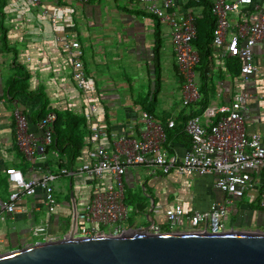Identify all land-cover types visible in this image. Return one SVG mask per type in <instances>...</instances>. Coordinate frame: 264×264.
Listing matches in <instances>:
<instances>
[{
    "label": "crops",
    "instance_id": "obj_1",
    "mask_svg": "<svg viewBox=\"0 0 264 264\" xmlns=\"http://www.w3.org/2000/svg\"><path fill=\"white\" fill-rule=\"evenodd\" d=\"M176 3V11L189 12L194 18L201 19L200 7L193 6L189 0H177ZM40 5L41 0L35 7ZM55 7V13H51L58 17L59 25L55 27L51 26L48 19L41 18L42 23L36 22L28 4L25 3L22 10L19 0H4V6L0 9V100H3L0 105V198L9 190L5 169H17L27 178L36 179L39 176L37 163L34 160L26 161L16 148L11 117L13 106H18L24 111L28 119V130L34 135H39L35 127L37 120L34 113L42 103V95L47 99L49 109H68L74 114H85L71 80L70 67L54 41L55 36L76 39L86 51L85 60L82 61L86 78L103 99L100 105L104 111L106 138L100 143L106 147L110 144L109 137L112 133L120 132L124 127L138 128L136 115L142 111L136 104L138 96H144L143 87L149 89L152 84L153 23L148 17L129 12L131 9L139 10L138 5L134 6L131 0H91L87 5L80 6L71 0H64L55 2ZM125 8L127 10H124ZM126 18L132 21H126ZM160 26V89L152 115L163 126L168 119H172L177 128L182 127L187 117L200 114L197 113L199 105L196 102L184 107L180 103L179 79L170 31L166 25L160 23ZM58 27L61 29L59 33L62 34L56 31L55 28ZM253 52L257 65V72L253 77L257 97L250 101V120L246 131L260 133L264 137V124L258 122L264 115V48L256 47ZM225 61L219 60L215 52L211 51V63L206 77L207 84L213 85V94L209 95L206 107L225 104L231 94L238 90L237 78L228 70ZM17 65L28 76L24 83L26 91L40 93L39 98L8 97V82L18 74ZM198 79L196 68L197 85ZM195 112L197 114H194ZM165 130L169 132L171 129ZM165 144L170 151L182 154L188 148L189 141L182 131L175 137L166 138ZM84 149L91 153L92 145L87 142ZM56 154L47 150L41 157V164L53 167L59 161L65 160L64 156ZM79 161L80 157L74 165ZM61 179L64 181L57 179L53 183L57 199L55 213L47 214L43 206L42 192L37 190L33 196L24 197L19 201L12 219L0 218V254L42 242L43 237H34L30 233V228L39 222L43 223L45 235L53 240L61 239L69 233V191L73 193L76 211L79 212L89 201L91 183L88 179L84 181L75 175ZM211 180L209 176L180 177L172 172L150 176L143 168L128 170L122 178L125 189L124 202L132 209V214L142 210L146 225V215H149L148 218L153 219L155 227L163 228L167 226L164 217L161 212H151V204H160L163 210L179 205L186 213L191 209H207L212 201H221L224 198L222 193L212 187ZM66 182L69 187L67 192ZM83 183H86L85 191L82 189ZM144 200L147 201L146 205ZM225 219L227 231H264V214L257 199L250 201L244 197L233 200L231 212ZM67 220L69 224L66 223ZM123 222H126L124 226ZM123 222L120 225L121 230L146 226L131 223L129 218ZM107 228L106 231L102 228L104 234L111 233L112 228ZM188 230V224L184 220L181 225L176 226L175 232Z\"/></svg>",
    "mask_w": 264,
    "mask_h": 264
},
{
    "label": "built area",
    "instance_id": "obj_2",
    "mask_svg": "<svg viewBox=\"0 0 264 264\" xmlns=\"http://www.w3.org/2000/svg\"><path fill=\"white\" fill-rule=\"evenodd\" d=\"M38 6L40 0H23ZM60 2L64 0H51ZM75 5H87L91 0H71ZM138 9L155 17L170 31V41L179 79L180 103L186 107L199 100L195 81L198 55L191 45L196 37L194 16L189 12L176 11L177 0H131ZM210 14L214 19L211 48L219 60L234 58L239 63L238 90L220 106L205 107L199 115L185 119L182 130L189 146L182 154L165 147V129H172L174 121L168 119L163 126L153 115L139 111L136 115L137 129L124 127L110 135L108 147L101 144L106 138L103 124L102 96L90 86L83 68L84 49L80 42L68 36H55L65 61L70 67V76L84 107L87 120L88 140L91 153L83 151L80 161L73 167H62L59 161L53 167L41 164V157L52 141L55 114L48 112L38 119L35 127L39 135L28 130L24 111L13 106L11 117L17 150L26 161H35L38 178L25 177L21 171L5 169L9 185L6 195L0 198V218L12 219L19 201L33 196L37 190L43 195L47 214L56 211L57 199L53 183L59 178L85 177L90 181L91 191L84 209L76 211L74 237L103 235L102 228L111 227L109 234H119L121 223L129 218L132 209L124 202L123 176L128 170L143 168L150 176H209L212 187L224 195L221 201H212L207 209L183 211L179 205L162 209L160 204H151V212L162 213L167 227L179 226L186 220L187 232L223 233L224 219L231 212L233 200L246 198L258 201L264 214V137L260 133H247L250 120V101L256 96L254 75L257 65L254 48H264V0H209ZM52 27L59 25L56 14L42 11ZM3 100H0V105ZM258 122L264 124V115ZM53 154H56L51 150ZM57 155V154H56ZM80 222V226L78 223ZM42 222L33 225L30 233L52 241L45 235ZM153 225L151 232H159Z\"/></svg>",
    "mask_w": 264,
    "mask_h": 264
},
{
    "label": "water",
    "instance_id": "obj_3",
    "mask_svg": "<svg viewBox=\"0 0 264 264\" xmlns=\"http://www.w3.org/2000/svg\"><path fill=\"white\" fill-rule=\"evenodd\" d=\"M69 233L0 254V264H264V231L223 233L151 232L142 228L119 234L74 237L76 207L69 191Z\"/></svg>",
    "mask_w": 264,
    "mask_h": 264
},
{
    "label": "trees",
    "instance_id": "obj_4",
    "mask_svg": "<svg viewBox=\"0 0 264 264\" xmlns=\"http://www.w3.org/2000/svg\"><path fill=\"white\" fill-rule=\"evenodd\" d=\"M189 2L195 6L201 8V19L194 18V24L196 29V37L191 42V45L195 49L198 55V63L196 68H198V89H199V100L197 104L199 105L197 113L206 107L209 95L213 94V85L207 84L206 73L209 70V64L211 63V38L212 31L214 28V19L210 14V1L209 0H193ZM4 6V0H0V9ZM124 10H127L126 8ZM129 12L135 15H140L143 17H148L153 23V34H152V76L151 85L149 89H146L144 96H138V101L136 104L141 108L142 111L153 114L156 106V97L160 89V64H159V54L161 49V32L160 23L158 20L146 14L141 10L131 9ZM84 52H86L84 50ZM86 53H84L85 60ZM225 65L228 70L238 78L239 76V63L234 58L225 59ZM16 77L8 82L7 94L10 99H16L17 97H25L26 99L39 98L40 93L28 92L26 91V86L24 83L27 81L28 76L24 74V71L19 65H17ZM42 103L40 104L37 111L34 113L35 119L38 120L45 116L48 112H53L55 114V121L53 123L52 129V141L47 150H53L60 155L65 157V160L61 162L62 167H73L75 161L80 156L81 152L87 145L88 140V129L87 120L83 114H74L69 112L68 109L55 110L48 108V101L46 98L42 97ZM196 112L194 114H197ZM165 125V123H164ZM182 127L172 128L169 132L165 130L166 138L175 137L182 132ZM183 137V135L181 136ZM165 147L166 144H165ZM1 184V183H0ZM6 192V189H5ZM68 200V198H66ZM142 211L141 209H139ZM138 210V211H139ZM160 232H169V228L163 227L158 228Z\"/></svg>",
    "mask_w": 264,
    "mask_h": 264
},
{
    "label": "rangeland",
    "instance_id": "obj_5",
    "mask_svg": "<svg viewBox=\"0 0 264 264\" xmlns=\"http://www.w3.org/2000/svg\"><path fill=\"white\" fill-rule=\"evenodd\" d=\"M19 2H20V4H21V9L22 10H24V4L26 3H23L24 1L23 0H19ZM26 4H28V9H29V11L31 12V14L33 15V17H34V19H35V21L36 22H38V23H42L41 21H40V19L42 18V19H47V17L46 16H42L41 15V11H43L44 9L47 11V13L49 14V13H55V12H53L54 10H56V7H55V3H53L51 0H41V5L39 6V7H35V6H32L31 4H29V3H26ZM29 5H31V6H29ZM57 16V15H56ZM94 16V15H93ZM96 19V18H95ZM137 19H139V18H137ZM127 20H129L128 18H126V21ZM132 21V20H131ZM130 20H129V22H131ZM56 29V31L59 33L60 32V27H58V28H55ZM59 34H62V32L61 33H59ZM62 36V35H61ZM83 42V41H82ZM86 53V52H85ZM146 86H144L143 87V90H144V92H146ZM81 179L82 180H84V181H86V179H85V177H81ZM59 181H64V179H61V178H59L58 179ZM59 184V182L57 181L56 182V185H58ZM83 185H84V183H83ZM86 183H85V185L84 186H82V189H83V191H85L86 190ZM69 187H68V182H66L65 183V190H66V192H67V189H68ZM145 201V200H144ZM79 202V201H78ZM77 202V203H78ZM146 203H145V205L147 204V201H145ZM229 218V217H228ZM227 218V219H228ZM129 221L131 222V223H133V222H136V225H138V226H140V225H146V219L143 217V215H142V213H141V211L139 210L137 213H131L130 215H129ZM227 222V220L226 219H224V222ZM66 223L67 224H69V222H68V220L66 221ZM124 224H126V222L124 223L123 222V226H124ZM78 225L80 226L81 224H80V222L78 223ZM108 228H103V230L104 231H106ZM176 231V227H171L170 229H169V232H175Z\"/></svg>",
    "mask_w": 264,
    "mask_h": 264
}]
</instances>
